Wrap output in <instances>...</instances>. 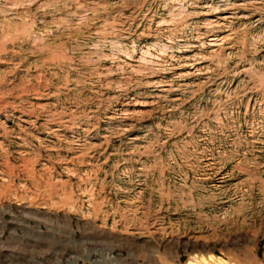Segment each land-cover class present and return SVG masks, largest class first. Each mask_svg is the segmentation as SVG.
<instances>
[{
	"label": "rangeland",
	"instance_id": "obj_1",
	"mask_svg": "<svg viewBox=\"0 0 264 264\" xmlns=\"http://www.w3.org/2000/svg\"><path fill=\"white\" fill-rule=\"evenodd\" d=\"M0 264H264V0H0Z\"/></svg>",
	"mask_w": 264,
	"mask_h": 264
}]
</instances>
